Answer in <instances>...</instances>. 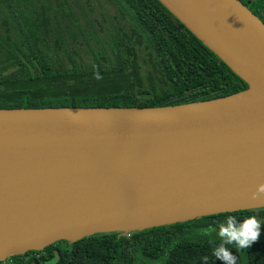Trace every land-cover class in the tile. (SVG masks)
<instances>
[{"label":"water","instance_id":"obj_1","mask_svg":"<svg viewBox=\"0 0 264 264\" xmlns=\"http://www.w3.org/2000/svg\"><path fill=\"white\" fill-rule=\"evenodd\" d=\"M247 84L157 107L0 108V261L105 232L264 207V23L160 0Z\"/></svg>","mask_w":264,"mask_h":264},{"label":"trees","instance_id":"obj_2","mask_svg":"<svg viewBox=\"0 0 264 264\" xmlns=\"http://www.w3.org/2000/svg\"><path fill=\"white\" fill-rule=\"evenodd\" d=\"M241 2L264 23V0ZM97 7L111 15L89 16ZM246 88L160 0H0V108L157 107ZM58 242L13 257L18 264H264V207Z\"/></svg>","mask_w":264,"mask_h":264},{"label":"rangeland","instance_id":"obj_3","mask_svg":"<svg viewBox=\"0 0 264 264\" xmlns=\"http://www.w3.org/2000/svg\"><path fill=\"white\" fill-rule=\"evenodd\" d=\"M92 4H93V6H95L94 2ZM87 12H88L89 16H91V17L97 16V18H99V19L101 18L99 16L100 13L103 14L105 16V18L107 17L106 16L107 14L111 15V13L109 11L108 12L107 11H103V10L99 9L98 7H97L96 11H94V12H90L89 10H87ZM54 244L60 245V243L58 241L55 242ZM0 262H2L1 264H18L13 256H9L6 259L1 260Z\"/></svg>","mask_w":264,"mask_h":264}]
</instances>
